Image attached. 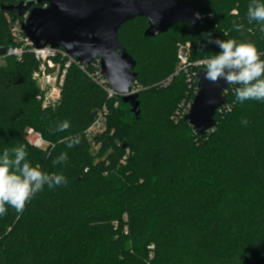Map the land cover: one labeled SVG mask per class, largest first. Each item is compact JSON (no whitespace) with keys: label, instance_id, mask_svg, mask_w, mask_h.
<instances>
[{"label":"trees","instance_id":"16d2710c","mask_svg":"<svg viewBox=\"0 0 264 264\" xmlns=\"http://www.w3.org/2000/svg\"><path fill=\"white\" fill-rule=\"evenodd\" d=\"M23 1L31 0H0V49L17 44L11 23L24 17L2 6ZM187 1L199 15L197 24L174 23L157 37L144 35L146 18L119 29L136 61L139 118L122 97L113 105L90 77L91 66L87 72L72 66L59 103L43 108L33 54L1 61L0 155L23 145L33 167L63 174L68 183L45 186L22 213L6 205L0 264H264V101L241 103L239 85H232L215 128L198 135L184 118L175 119L192 91L185 75L163 83L177 68L180 42L191 43V60L219 53L209 34L254 43L264 59V22L249 20L253 0ZM234 22L243 29L236 31ZM135 23L140 47L124 34ZM105 103L107 128L91 142L85 132ZM65 120L71 127L54 131ZM28 128L50 146H32ZM68 136L81 142L68 148ZM93 143L100 145L98 153ZM61 153L68 160L54 165Z\"/></svg>","mask_w":264,"mask_h":264},{"label":"water","instance_id":"95a60500","mask_svg":"<svg viewBox=\"0 0 264 264\" xmlns=\"http://www.w3.org/2000/svg\"><path fill=\"white\" fill-rule=\"evenodd\" d=\"M46 3L47 7L40 5ZM37 4V5H36ZM39 5V6H38ZM3 10L23 16L24 34L36 48L50 45L63 48L83 65L95 58L101 60V71L110 86L122 94L138 118V94H130L137 80L136 61L119 40V29L135 18H146V37H157L174 23L197 24L199 16L187 0H31L2 6ZM6 48L0 49L4 55ZM198 73V94L185 120L198 135L216 126V111L226 102L224 91L232 86L223 79L214 84Z\"/></svg>","mask_w":264,"mask_h":264},{"label":"clouds","instance_id":"9594fccd","mask_svg":"<svg viewBox=\"0 0 264 264\" xmlns=\"http://www.w3.org/2000/svg\"><path fill=\"white\" fill-rule=\"evenodd\" d=\"M247 16L250 21L264 22V3L253 0L248 6ZM234 27L236 31L243 29V25L235 22ZM209 42L218 45L220 51L203 61L206 65L204 78L217 85L221 79L227 84L239 85L235 92L236 99L241 103L264 101V59H261L262 53L255 44L238 42L236 39L213 40L210 34ZM242 123L246 125L248 121L245 119ZM70 127V122L65 120L54 131L64 132ZM65 140L68 148L81 142L79 136H68ZM26 157L27 151L23 145L11 149V154L5 149L0 155V216L6 215V205L14 208L18 214L22 213L26 204L45 186L52 189L68 183L63 174L45 173L39 165L33 167ZM67 160V153H61L53 164H62Z\"/></svg>","mask_w":264,"mask_h":264},{"label":"built area","instance_id":"2783aa9c","mask_svg":"<svg viewBox=\"0 0 264 264\" xmlns=\"http://www.w3.org/2000/svg\"><path fill=\"white\" fill-rule=\"evenodd\" d=\"M40 6L47 7V4L44 3ZM28 15L29 11L23 15V20H17L11 23V34L17 44L6 48V53L4 55L0 54V62L7 56H13L16 60L21 61L25 52H31L33 54L35 60L38 62V68L33 73V79L41 92L38 95V100L41 102L42 107L52 108L59 103L62 98V91L66 82L68 71L72 66H77L85 72H87V68L91 66L92 72L89 73L90 77L107 91L108 98L112 100L114 102L113 105L117 107L118 101L116 98L122 97L123 95L110 86L108 79L101 71L100 58L93 59L89 65H83L75 56L69 54L61 47L55 48L50 45H46L41 48H36L33 42L24 34L22 30V23L26 21ZM190 54L191 43L187 42L178 44L177 68L174 74L163 82L166 85L173 79V77L183 74L192 89L191 94L185 97L179 104L178 109L175 112L176 120L181 118L185 119V116L190 111L194 98L199 91L198 73L200 69H206V65L203 61L208 58L191 60ZM135 83L130 94H137L139 92V88L135 86ZM228 89L224 91L225 96L228 93ZM109 115L110 105L105 103L97 111L93 123L85 132L86 137L91 142L99 133L106 130ZM27 140L32 146L38 149L46 150L50 146V143L44 139L42 134L33 128L27 129ZM93 145L94 148L100 146L95 143H93Z\"/></svg>","mask_w":264,"mask_h":264},{"label":"rangeland","instance_id":"374dc122","mask_svg":"<svg viewBox=\"0 0 264 264\" xmlns=\"http://www.w3.org/2000/svg\"><path fill=\"white\" fill-rule=\"evenodd\" d=\"M140 30H141L140 29V26L137 23L128 26L124 30V34H125L126 38L129 40L130 45L133 44V45H135L137 47H140L141 46V44H136V41H137L136 39H137V37H138V35L140 33ZM180 43H183V42H180ZM139 89H141L140 86H139ZM139 116H140V113H139ZM139 116H138V118H139ZM173 116H174V114H172V117H171L172 119H173ZM174 123H177V121L174 120ZM98 151H99V147H95L94 148V152L95 153H98ZM195 199H197V198H194V200ZM152 248H154V246H152ZM153 254L154 253L151 254V257H153Z\"/></svg>","mask_w":264,"mask_h":264}]
</instances>
